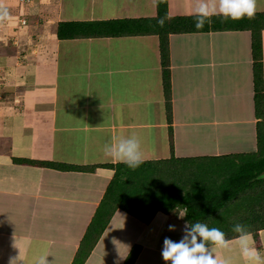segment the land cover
Returning a JSON list of instances; mask_svg holds the SVG:
<instances>
[{"label": "crops", "instance_id": "0c3cea01", "mask_svg": "<svg viewBox=\"0 0 264 264\" xmlns=\"http://www.w3.org/2000/svg\"><path fill=\"white\" fill-rule=\"evenodd\" d=\"M201 2L168 0L169 15H196ZM204 2L218 10L219 0ZM256 8L264 12V0ZM156 15V0H0V264L45 253L49 264H73L110 164L122 163L104 151L117 137L135 134L143 160L203 159L197 169L257 149L250 30L170 34L171 118L158 35L57 34L60 21ZM262 53L264 65V29ZM180 213L159 210L145 222L118 208L84 264H124L135 246L134 264H170L161 250L165 237L182 238ZM249 233L264 255V228ZM236 239L216 254L244 264Z\"/></svg>", "mask_w": 264, "mask_h": 264}, {"label": "trees", "instance_id": "16d2710c", "mask_svg": "<svg viewBox=\"0 0 264 264\" xmlns=\"http://www.w3.org/2000/svg\"><path fill=\"white\" fill-rule=\"evenodd\" d=\"M157 15L98 20L60 21L57 34L60 39L156 34L160 38L163 82L167 94L168 115L171 118V68L169 36L171 33L248 29L252 33L254 57V91L258 147L254 152L216 157L210 166L195 167L201 159H148L137 168L124 163L115 165V173L93 215L77 250L73 264H84L93 251L114 213L122 208L139 219L149 222L159 211L184 208L186 221H201L209 227L224 231L225 238L238 236L233 231L236 223L246 225L248 232L258 234L264 228V65L262 30L264 12L239 19L220 14L205 19L197 27L196 15H169L168 0H156ZM205 159V158H204ZM203 160V159H202ZM58 168L66 164L24 160ZM205 161V160H204ZM96 166H79L94 169ZM158 173V174H156ZM149 174V177H145ZM182 175V176H181ZM140 246L130 251L124 264H134Z\"/></svg>", "mask_w": 264, "mask_h": 264}, {"label": "clouds", "instance_id": "9594fccd", "mask_svg": "<svg viewBox=\"0 0 264 264\" xmlns=\"http://www.w3.org/2000/svg\"><path fill=\"white\" fill-rule=\"evenodd\" d=\"M217 11L220 15L232 19L251 17L257 11L256 0H219L218 10L216 6H209L202 0L195 10L196 26L202 27L205 19L217 14ZM104 151L130 168H137L144 162L141 141L135 134L117 137L115 142L105 146ZM257 178L264 179V174ZM185 215L186 212L179 214L181 218ZM168 227L169 230H175V225ZM233 231L238 234L235 244L244 264H264V255L254 246L246 225L236 223ZM229 246L230 242L225 238L222 229L209 227L207 223L201 221H185L182 238L174 241L165 237L161 255L163 260L170 264H231L229 259L216 254V248ZM47 257L46 253L42 254L34 259L33 264H49ZM9 264H23V261L18 254L10 259Z\"/></svg>", "mask_w": 264, "mask_h": 264}, {"label": "rangeland", "instance_id": "374dc122", "mask_svg": "<svg viewBox=\"0 0 264 264\" xmlns=\"http://www.w3.org/2000/svg\"><path fill=\"white\" fill-rule=\"evenodd\" d=\"M198 162H203L202 160H200V161H198ZM197 162V163H198ZM187 164V166H189L190 167V169H195V167H192V165L191 164H188L189 162H186ZM209 162H207L205 165L206 166H210V164H208ZM156 174H158V173H156ZM150 175L149 174H145V177H149ZM182 176V175H181ZM176 208H178V207H176ZM125 263V262H124Z\"/></svg>", "mask_w": 264, "mask_h": 264}, {"label": "built area", "instance_id": "2783aa9c", "mask_svg": "<svg viewBox=\"0 0 264 264\" xmlns=\"http://www.w3.org/2000/svg\"><path fill=\"white\" fill-rule=\"evenodd\" d=\"M21 1V3H22V5L27 1H29V0H20Z\"/></svg>", "mask_w": 264, "mask_h": 264}]
</instances>
